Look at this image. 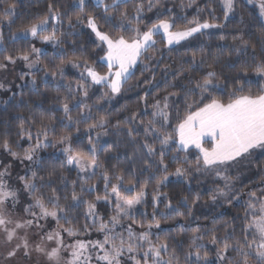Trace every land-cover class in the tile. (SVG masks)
<instances>
[{"label":"snow or ice","instance_id":"1","mask_svg":"<svg viewBox=\"0 0 264 264\" xmlns=\"http://www.w3.org/2000/svg\"><path fill=\"white\" fill-rule=\"evenodd\" d=\"M213 2L45 0L26 46L0 29L2 111L29 109L0 120V264H264V0Z\"/></svg>","mask_w":264,"mask_h":264},{"label":"trees","instance_id":"2","mask_svg":"<svg viewBox=\"0 0 264 264\" xmlns=\"http://www.w3.org/2000/svg\"><path fill=\"white\" fill-rule=\"evenodd\" d=\"M13 2H15L17 4V16L13 18V24L11 26V29H9V27L7 26V23L5 22L3 25H0V29L3 30L4 32V38H5V42L6 45L11 48L13 46L16 47H23L26 46V41L27 39H31L30 37L26 38V39H21L19 42H14L10 40V35L12 32H16L17 29H19L21 27V25L27 23L34 15L41 13L44 11L45 9V0H13ZM62 2L66 5V6H70L71 4V0H62ZM188 0H172V3L169 4V7H172L173 4L176 5L175 7V11L179 12L181 11L179 8V4L180 3H184L187 4ZM5 0H0V5L4 4ZM205 3V0H197V3L192 5V7H185V9L183 10L185 13H187L189 18H192L193 16L196 15V9L198 6L203 7ZM212 7L217 8V12L216 15L217 16H221L222 13L220 11L219 8V0H214V2L212 3ZM241 8L244 11V15H245V20L246 22L249 23V26L252 28V31H254L257 35L260 34V23L259 20L257 19L258 17V9H254L253 5H247L246 8L244 7V5H241ZM89 10H95L93 7H89ZM201 18L205 19L208 18L207 16V12L202 13L201 14ZM240 23H239V16H235L232 17L230 19V23H228L226 31L227 32H231L234 29L240 27ZM247 31V29H246ZM37 44V47H48V54L49 56L51 55V48L50 46H42L40 45V43L38 41L35 42ZM213 43H231L230 40L227 41H217L214 40ZM253 43H256L255 38H253ZM213 51H216V49H213ZM257 52H259V46L257 45ZM225 55H227V53H225ZM42 59L45 60V62H47V57H42ZM42 75V74H41ZM137 75H139V73H137ZM69 78H72V70H69ZM38 81H39V76L37 77ZM258 79V77H253V80ZM261 83H264V81H262ZM253 89L255 90L258 85H256L255 83L252 85ZM50 88V86H49ZM63 91V89H62ZM134 95L133 93H129V96ZM55 96V92H52L51 90L48 92V100L44 103L45 107H49L51 106V104L53 103L52 97ZM32 99L36 102H41L44 101V97H35V96H31L27 90H25V99ZM7 99V95L0 93V101L6 100ZM5 107V105L0 104V120L3 121H9V122H13L14 121V117L19 115V114H24V115H28L29 109L25 108V107H21V108H8L7 111H2V109ZM32 109H36V104H32L31 105ZM75 115V113H74ZM18 123V122H17ZM26 146V145H25ZM122 151V150H121ZM97 183H99V181H97ZM164 191H169L170 195L172 194V189H164ZM185 195L187 194L186 192L184 193ZM178 199V197L176 198ZM204 200H208V196L204 195ZM174 203L176 202V200L174 199L173 201ZM162 207V206H161ZM149 211H151V209H148ZM183 211V209H182ZM197 215H199V213H196ZM225 219L229 218L228 216L224 217ZM171 225H174L176 223V221H169L168 222ZM200 223H207V221L203 220V218H201ZM216 223H220V220H217ZM163 225V222H162ZM192 227H196L195 223H192ZM177 231H180L179 229H177ZM175 234V233H173Z\"/></svg>","mask_w":264,"mask_h":264},{"label":"rangeland","instance_id":"3","mask_svg":"<svg viewBox=\"0 0 264 264\" xmlns=\"http://www.w3.org/2000/svg\"><path fill=\"white\" fill-rule=\"evenodd\" d=\"M17 83H18V81H17ZM0 251H3V247H0ZM33 259H34V260H35V259H41V260H42L43 258H42V257H37V256H34V258H33Z\"/></svg>","mask_w":264,"mask_h":264}]
</instances>
